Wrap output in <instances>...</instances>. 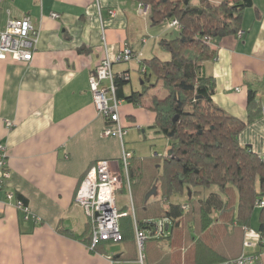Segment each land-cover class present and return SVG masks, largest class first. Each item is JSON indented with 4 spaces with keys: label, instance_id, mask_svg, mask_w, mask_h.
<instances>
[{
    "label": "crops",
    "instance_id": "crops-1",
    "mask_svg": "<svg viewBox=\"0 0 264 264\" xmlns=\"http://www.w3.org/2000/svg\"><path fill=\"white\" fill-rule=\"evenodd\" d=\"M140 14L136 0H0V32L8 21L24 16L39 32L29 63L0 60V147L6 149L9 170L0 191V264H139L133 242L113 251V242L90 250L91 225L75 196L96 162L120 169L121 141L102 136L108 123L94 107L88 81L105 56L113 61L124 46L142 52L150 37L135 34L142 20L146 28L151 25ZM240 33L214 47L216 57L203 63V73L214 80V104L244 123L253 93L254 118L238 142L264 161V0H252L244 10ZM118 65L113 64L115 76L128 73L114 69ZM125 89L126 96L134 92ZM121 101L122 126L142 134L144 127L151 130L150 103L140 107ZM18 198L30 210L27 220L16 207ZM258 211L252 230L258 227ZM160 244L171 257L173 248ZM241 253H259L264 264L260 245L242 244Z\"/></svg>",
    "mask_w": 264,
    "mask_h": 264
},
{
    "label": "trees",
    "instance_id": "trees-1",
    "mask_svg": "<svg viewBox=\"0 0 264 264\" xmlns=\"http://www.w3.org/2000/svg\"><path fill=\"white\" fill-rule=\"evenodd\" d=\"M136 1L138 7H148L151 26L176 20L179 28L175 37L167 38L164 33L158 42L170 60L154 57L147 62L164 92L161 98L149 96L148 108L154 114L150 129L168 141L169 150L160 175L153 173L147 161L132 155L127 176L133 211L119 210L124 215L118 221L120 242H133L137 250L136 226L146 236L144 264L230 261L240 255L245 231L251 229L258 208L254 231L260 237L258 245L264 249V161L238 142L239 134L254 118L253 93L248 95L249 118L244 123L214 104V80L203 73V63L216 57L214 47L225 37L238 36L242 14L252 6V0ZM141 75L148 81L147 67ZM129 83L127 72L115 76L116 96L140 107L150 89L157 87L146 88L144 84L140 92L126 96L123 89ZM152 188L156 194L146 200ZM186 193L190 196L184 204L168 203ZM156 219L168 220L160 237L154 236ZM162 241L173 248L171 257L166 258Z\"/></svg>",
    "mask_w": 264,
    "mask_h": 264
},
{
    "label": "built area",
    "instance_id": "built-area-1",
    "mask_svg": "<svg viewBox=\"0 0 264 264\" xmlns=\"http://www.w3.org/2000/svg\"><path fill=\"white\" fill-rule=\"evenodd\" d=\"M142 15H146L148 7L139 5ZM53 19L59 15L52 13ZM168 29L178 30L179 24L176 20L167 24ZM38 30L34 27L29 16L19 20L8 21L4 31L0 32V60L10 59L18 63H29L32 60L36 43L38 41ZM241 36V33H238ZM142 53L124 46L112 61L105 56L95 67L89 77V89L92 94L93 104L96 111L107 121L108 125L102 132L104 137H117L121 141L122 154L119 162L120 169L114 170L109 161L96 162L87 172L84 180L79 186L75 196V204L84 212L85 217L91 225L90 250L100 243L120 242L122 240L118 221L124 216L119 212L116 204V196L125 181L128 183V166L132 154L126 150L124 137L126 128L120 121V106L122 101L117 98L115 92L113 64L136 62L141 73L146 72L147 65L141 60ZM5 125L10 129L13 125L6 121ZM9 178L7 154L5 147H0V191L3 190L4 182ZM8 200L13 199L12 194H6ZM16 207L24 214V219L30 216V210L21 200H16ZM263 203L258 205L259 208ZM168 224L167 219L156 222L155 237H160ZM135 242L138 251V263L144 264L143 243L146 239L144 232L136 226L134 228ZM260 237L252 229L245 231L243 246L252 248L258 245ZM214 264H262L259 253H241L237 258Z\"/></svg>",
    "mask_w": 264,
    "mask_h": 264
},
{
    "label": "rangeland",
    "instance_id": "rangeland-1",
    "mask_svg": "<svg viewBox=\"0 0 264 264\" xmlns=\"http://www.w3.org/2000/svg\"><path fill=\"white\" fill-rule=\"evenodd\" d=\"M140 10V9H139ZM142 17L147 18L148 13L144 16L140 14ZM141 31L137 32L135 35L138 36L142 34L143 36H148L150 37L148 43L145 48L142 50V57L141 60L145 61V64L147 65V62L154 58L157 57L162 61H169L170 60V55L160 49L158 47V42L159 40L163 37L162 32H164L167 35V38H173L176 36V31L173 29H168L166 24L159 25V26H149L146 28L145 22L142 20L141 22ZM147 29V30H146ZM134 35V36H135ZM114 69H121L124 71H128L129 75V80L130 83L126 86V93H129L130 91L134 92H140L142 90L140 84L142 82L145 83L146 88H150L151 86L156 85L157 87L154 89H150L148 96H146L142 104L143 105H148L149 103V96L155 95L158 98L163 97L164 92L161 90L160 83L158 84L156 81L155 76L152 74L150 69L147 66L148 70V75H150L148 81H143L144 78L141 75V73L138 70V65L136 62H129V63H122L121 65H118V67ZM160 89V90H159ZM140 130H144L145 133H139L137 128L132 127L129 130L126 129V131L129 133L128 135L124 137L125 142L127 143V147L131 148L132 152L134 153V157L137 160H144L147 161L149 166L152 167L153 173L155 175H160L162 172V166H163V157L167 154L169 150V143L168 141L161 135H158L148 128L144 127ZM126 186L125 181H123V187ZM117 207L120 209H129L130 212L133 211L132 209V201H131V196L128 191V187L124 188L123 191H118L117 194ZM188 193H186L183 197L177 198V202L180 204H184V202L188 199L187 198ZM173 199L171 198L168 203H173ZM166 203V205L168 204ZM132 223L134 226V219L133 216L131 215ZM158 219L154 220L153 222H157ZM127 221V220H124ZM258 226L255 225V227ZM130 243L128 241L122 242L119 244V242H113V245L115 247L112 248V251L115 249H118L120 247H124L129 245ZM138 254V253H137Z\"/></svg>",
    "mask_w": 264,
    "mask_h": 264
},
{
    "label": "water",
    "instance_id": "water-1",
    "mask_svg": "<svg viewBox=\"0 0 264 264\" xmlns=\"http://www.w3.org/2000/svg\"><path fill=\"white\" fill-rule=\"evenodd\" d=\"M156 194V189L152 188V190L146 195V200H148L150 197L154 196ZM190 196V193H188Z\"/></svg>",
    "mask_w": 264,
    "mask_h": 264
}]
</instances>
